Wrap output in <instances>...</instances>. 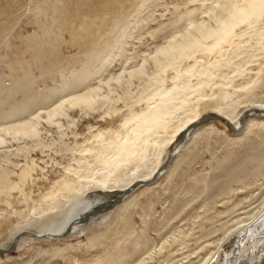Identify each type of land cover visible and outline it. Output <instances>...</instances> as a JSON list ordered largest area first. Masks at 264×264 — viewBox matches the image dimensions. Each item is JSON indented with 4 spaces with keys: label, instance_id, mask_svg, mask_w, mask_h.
I'll return each mask as SVG.
<instances>
[{
    "label": "rangeland",
    "instance_id": "rangeland-1",
    "mask_svg": "<svg viewBox=\"0 0 264 264\" xmlns=\"http://www.w3.org/2000/svg\"><path fill=\"white\" fill-rule=\"evenodd\" d=\"M215 1L206 0V3H204L203 0H61V2L60 0H0V89L11 88L15 90L16 87L13 88L12 86V79L17 80L20 77V80H22L26 78V83H24L25 91L18 92L14 100L11 98V101L26 102V104L31 105L33 101L41 99V96L48 92L49 89L60 85V78L63 74H59L58 70H64V73L69 74L72 66H74V69L80 68V64H75L74 62L79 53L77 47L63 45L62 62L58 63V66L52 71L56 75L55 81L49 79L52 73H48L46 74L48 78H43L45 82H42L41 68L39 66L43 64L44 67L42 68H48L46 66L48 61L45 57L46 61L41 62V52L36 51L37 54L33 50L34 42L39 39L32 40L38 33H41V4L44 7L48 6V8L53 5L56 6L53 10L52 8L49 9L50 15L55 12V16H51L56 19L61 17L62 22L66 19L68 20L70 16H75V14V17H77L81 11L97 14L99 18L91 16L93 20L95 18L94 23L96 24L93 26L95 28L92 27L93 30L97 27L102 28V25L105 26L106 24H108L106 26H110L114 21L112 19L114 12L119 11L120 17L117 29L121 27L124 33L121 31L120 34L122 33L123 38L126 37L123 39L117 35L118 38H113L115 33L118 34V32L114 31L109 34L111 33V26L103 29L104 32L109 31L107 35L109 34L117 42L120 41L121 45L115 51V56L112 53L113 56L109 55L106 57L108 60L107 66L101 71L104 75L102 76L100 72L99 76L96 75L94 77H97L96 80H98L93 81V84L98 82L97 85H103L102 88L105 91L108 87L112 88L111 83L115 81H111L108 86L103 84V82L110 79L112 75H118L122 72L124 62L127 61L126 68L130 70L129 68H132V66L136 67L141 63V59L151 56L157 46L166 42V36L171 34L172 30L177 31L185 28L188 19H193L187 17L192 16L189 15L190 11L194 13V18L198 22L207 20L209 16L206 13L207 9H210ZM220 1L225 2V0ZM185 18L188 19L185 21ZM263 20L264 16L259 22L261 25L258 24L256 27L249 28L252 29V33L256 28H258V31L263 29L264 36ZM104 21L107 22L102 24L101 22ZM76 25H79V22ZM259 32L262 33V30ZM250 34L245 35L247 39H244V37L243 39H237L233 46L227 48L225 57L232 58L231 68H223L218 76L220 81H233L231 83L233 88L231 89L236 88L235 90L247 84L251 79L253 80L254 77L258 84L256 85V91L255 89L253 91L252 98L260 101L258 102L260 104L264 102V74H260L258 79L257 73L259 65L264 62V56L262 55L264 54V47H262L264 38L262 36L263 39L259 38V35L262 34L258 35V32L257 36L255 33L252 38ZM64 35L66 41L69 42V35L66 33ZM96 37L93 40L95 44L92 47L90 46L92 49L95 48V45L97 47V43L102 38L101 33H96ZM256 38L257 40L255 41ZM86 39L85 42L90 41ZM247 40L249 42L245 43ZM258 40H263V43ZM241 43L242 45L238 47L237 44ZM85 45L87 46L88 44ZM85 45L84 48H86ZM243 45H246L245 48ZM257 45L261 47V52H258L259 48H256L258 47ZM87 47L90 48L89 46ZM236 55L237 57H234ZM258 55L262 57L259 58ZM213 56L215 57V55H206L203 58L206 62L208 60L211 61V59L213 61ZM62 66L67 68L63 69ZM152 67L153 65L148 68L149 71L155 70ZM236 68L245 69L243 70L245 73L243 77L233 73ZM224 72L226 73L223 74ZM68 76H71V74ZM108 76L109 78H107ZM137 81H133L132 85L134 86L125 83L128 85L127 87H125V84L121 87L116 82L117 85L113 84L116 88H112V91L117 89L118 93L115 92L121 96L128 92V95L131 94V98L134 97V102H136L140 98L135 96L139 97L140 94H143V91H138V89L144 90L140 86L142 82L139 84L142 80H139L136 86ZM110 88L105 92L102 90V92L104 94L109 93ZM217 90H214V92H217ZM1 94L3 93H0V98L5 97V94ZM39 95L41 96L39 97ZM113 95L114 92L113 94L111 93V96ZM118 96L115 94L111 97L115 100L111 101L112 104L116 105V101L121 97ZM128 97L126 98L124 95L123 98L122 96L121 98L125 99L124 102H126L117 101V105L114 106L116 109H111V103L104 107L97 106V109L90 110L92 113L75 109V112L71 111L70 113L69 111L67 115L57 117L53 123H49L46 120L45 110H37L36 114L39 115V144L27 138L17 141L12 140L10 136L7 137L8 140L6 139V142L0 145V170L8 168L7 170L13 173L10 175L11 181L15 183L18 180V174L23 169H31V178L26 182L27 185L25 184L23 187L25 196L21 197V193L12 192L13 197H11L13 200L11 197H7L14 204V208L24 210L22 202L25 198L26 200L37 198L39 191L42 193V191L52 186L54 182L65 180L69 175L67 169L81 168L84 171L83 168L88 164L95 163L94 157H90L85 150L100 147L94 138L96 133H104L105 137L109 134L114 136V133L121 131V123L126 117L144 108L143 102V104L139 101L134 103L132 102L133 99L130 100ZM245 97H242L244 104L242 103V108L240 107L237 110V115L240 116L241 122L245 121L247 123L250 113L254 117H259L261 111L249 106L250 103H246ZM127 103L128 105H126ZM107 106L111 107L109 111L114 112H106ZM105 107L106 109H104ZM4 110H8V105H0V113ZM212 115V112L207 110L201 122ZM69 118H71L70 121ZM256 122L259 121L253 119V123ZM252 125L253 127H249L244 133H239L237 130L231 129L224 119L208 120L199 128H193L188 131L184 139L181 137L182 139L180 138L173 145L169 150L170 158L168 156L169 159L165 163L164 174L162 173L163 175L150 182L151 189L147 188L145 184V186H140L130 193V196H126L127 198L117 201L113 208L103 214L96 211L94 218L89 224L83 229L77 230L71 236L68 234L69 236L62 235L47 239L43 236V238L35 237L34 235L39 233L37 230L30 231L32 233H25L21 238L24 239L23 243L17 244L15 250L8 251L9 253L5 251L11 249L14 241L6 239L7 232L12 230L15 222H12L13 219L11 218L8 219L9 210L3 207L4 205H1L5 197L0 195L2 197H0V218L2 220H0V264H112L110 261L112 257H118L123 253H128L129 255L130 259H125L128 262L127 264H131V262L134 264L136 259L144 255L148 249L153 246H159L167 238L172 243L174 238L180 239L185 233L186 235L188 234V238L181 240L177 248H183L182 251L176 253L175 251H172V253L166 252L155 256L156 259L150 260L149 263L203 264L207 257L216 256L210 264H224L225 257L231 251L232 243L236 236V234H233L229 238L226 234L230 230L232 231L238 222L247 220L250 218L249 215L253 217L264 209V128ZM90 141H93L94 144L93 142L89 144ZM7 144L9 147H7ZM261 157L263 160H261ZM90 159L91 161H89ZM35 163L38 166L37 168ZM40 170L43 172L45 170V172L41 174ZM44 185L45 187H43ZM246 186L248 187L243 189ZM36 187H38V190ZM228 191H231L230 195L225 196L224 193ZM95 194L97 195L94 198L92 197L93 200L102 198L101 194ZM217 196L219 198L216 199ZM214 199H216L214 201V211L206 214V208H204L205 210L203 209L202 203L211 204L210 202ZM4 209L8 211L5 212L7 215L3 212ZM2 213L6 216V221H4L5 216ZM179 213L180 215H178ZM205 217L210 219L214 217L215 220L210 221L208 218V221ZM60 218L61 216L55 217L56 220ZM53 220H48V222L52 223ZM255 229L258 232L257 236L261 235L263 239L254 244H252V241L247 242L246 248H254L253 252L247 251L246 257L241 256L242 258L238 261L239 264H248L249 262H251L250 264H264V229L260 228V226L258 227V225ZM45 230L46 228H41V232H45ZM205 234L210 236L208 235L207 238L202 239ZM119 238L122 241L118 246ZM237 247L235 246V248ZM246 248L244 251H246ZM252 249L250 250L252 251ZM235 257L236 254H234L233 258Z\"/></svg>",
    "mask_w": 264,
    "mask_h": 264
},
{
    "label": "bare ground",
    "instance_id": "bare-ground-1",
    "mask_svg": "<svg viewBox=\"0 0 264 264\" xmlns=\"http://www.w3.org/2000/svg\"><path fill=\"white\" fill-rule=\"evenodd\" d=\"M205 1L206 0H203L204 3H206ZM215 2L212 6L210 5L211 7L210 9H207L208 11L206 10L207 15H209L207 20L198 22L197 19L194 18V13L190 11L189 15L192 16L187 17L193 19L185 18V21L188 19V22H186V27L181 29L183 30L182 32L181 30H172L173 32L171 31L172 33L166 36V42L157 46L151 56L144 57L141 59V63H137L138 65L136 67L132 66V68H129L130 70H127L128 68H126L127 61L124 62L122 72L118 75H112L111 78L106 81L107 83L103 82V84H107L108 86V84L114 80L116 85L118 83L122 87L125 83L132 85L134 80H142L139 84L142 82V85L140 86H142L144 90L138 89V91H143V94H140L139 97H135L140 98L138 101L144 103V108L139 110V112H133L126 117L121 123V131L114 133V136L109 134L105 137V135H103L104 133H96L94 138L97 140V144L100 147L98 148L95 146L96 148H89L86 150L84 148L85 152L90 157H94L95 163L90 165L87 163L88 165L83 168L84 171L81 168L67 169L69 175L65 180L57 183L54 182L52 186L42 191V193L39 191L37 193V198H30L28 200L25 198L22 202L24 210H17L14 208V204L11 203L7 197H11L12 192L21 193V197L25 196L23 187L28 179L31 178V169H23L18 174V178L16 177L18 180L15 183L11 181L10 175L13 173L8 171V168L0 170V195L5 197L3 204L1 205H4L3 207L9 210L8 215L5 213L7 210L4 209L3 212L8 216V219L11 218L13 219L12 222H15L12 230L7 232L6 239L13 240L15 248L17 244L23 243L24 239L21 238L24 234L32 233L30 232L32 230L39 231L37 234L34 233V236L37 238L46 237L47 239H51L55 238V236H67L68 234L71 236L77 230H81L87 226V224H89L94 218L96 211L103 214L105 211L113 208L117 201L123 200L126 196H130V193L140 186H145L146 184L147 188L151 189L150 182L164 174L165 163H167L166 161L170 158L169 150L181 137H183L184 132H187L188 129L190 130V128L201 122L203 115L207 110L217 117H222L226 123H230L234 130H237L239 133H244L249 127H253L252 124H254V127L264 128V102L259 104L258 102L260 101H256L252 98L254 89L256 91L258 81L253 77V80L251 79L247 84L244 83L245 85L242 84L243 86L240 85L241 87L235 90L236 88L231 89L233 88V85H231L233 81H220L218 76L223 68H231L232 58L230 57L231 59H229L225 56L227 48L233 46L235 40L240 38L243 39V37L245 39V35L247 36V34L250 33V37L252 38V36H255L253 35L255 33L257 36V32L258 35L262 34L259 35V38H264L263 29H260L262 30V33L259 32L260 30L258 31V28H256L257 32L255 30L253 33L252 29H249L251 27L253 28V26H258V24L261 25L259 22L264 16V0H225V2L219 0L218 2ZM55 7L56 6L53 5L48 8V6L44 7L41 4V33H38L37 36L32 38L33 41L39 39L34 42L33 50L35 53L41 52V62L45 60V57L48 61V65H46L48 68H45L46 70L42 68L44 67L43 64L39 66L41 68V80L42 82H45L43 78H48L46 74L52 73L53 69L58 66L57 64L62 62L61 57L63 45L77 47L79 53L74 62L75 64L79 63L80 68L74 69V66H72L69 74L64 73V70H58L59 74H63L60 78V85H57L53 89H49L44 95H42L41 92L42 96L39 95V97L41 96V99L33 101L31 105L26 104V102L11 101L12 99L14 100V97L18 92L24 90L26 78L20 80L19 77L17 79L18 81L12 79V86L13 88L16 87L15 90L11 88L0 89V93H3L1 95L5 94V97L0 98V105H8V110H4L0 113V121H2V123H0V145L4 144L9 136L12 140L18 141L19 139L27 138L39 144V115L36 114L37 110H45L46 120L49 123H53L57 117L67 115L69 111L71 113V111L73 112L75 109L84 112L95 110L97 109V106L104 107L108 103H111V101L114 100L111 97L115 94L119 95L118 97L121 96L120 94H117V89H114L117 93L112 91V88H116V86L113 85L114 83H111L113 86L112 88H107L104 85L107 89L110 88V91L108 90L109 93L106 94L102 92L103 85H97L98 82L93 84V81L97 78L94 77L96 75L99 76L100 72L107 66L108 60L106 57L112 55V53H114L115 56V51L120 48L121 42H117L115 39L116 42L113 40L117 35H119V38L120 36L122 37L121 34L124 33L121 27L117 29L120 17L119 11L114 12L112 17L114 21L110 24L111 27L106 26L108 25L106 24L105 26L102 25V28L96 26L97 28L93 30V28H95L93 26L96 25L94 20L95 18H99L97 14L81 11L77 15V17L80 16V18L77 19L75 14V16H70V21L69 19H66L62 22L61 17H58V20L51 16H55V12H52L50 15L51 12H49V9L52 8L53 10ZM91 16L95 17L94 20ZM78 22L79 25H76ZM106 22L107 21L101 23L103 24ZM62 23L64 24L61 25ZM106 27L111 28V33L109 34H112L114 31H117L118 34L115 33L113 38H111L109 34L107 35L109 31H105V33L103 30ZM121 31L122 33L120 34ZM65 33L69 35V42H67L64 37ZM96 33H101L102 38L97 43V47L95 45V48L92 49V45L95 44L93 40L96 37ZM86 38L90 41L85 42ZM256 40L257 38L255 41ZM263 40L258 41L263 43ZM249 41L247 40L245 43H248ZM85 44H88L87 46L91 47L88 48ZM84 45L86 48H84ZM237 45L239 47L242 43ZM245 46L243 45L244 48ZM262 47H264V45ZM251 48L253 49V47ZM256 48H259L258 52H261L260 46ZM206 55H215V57H212V62L209 60L206 62L203 58L204 56L206 57ZM260 55H258L259 58L262 57ZM262 55L264 56V54ZM234 57H237V55ZM151 64L155 69L153 70V67L150 68L153 71H149L148 69L152 66ZM66 68L63 67V69ZM243 70L241 68H236L233 70V73L243 77V74H245ZM53 73L52 75L50 74L51 77L49 79L55 81L56 75ZM225 73L226 72L223 74ZM70 74L71 76H68ZM257 74L258 79L260 74H264V62L259 65ZM103 75L104 74L102 73V76ZM107 78H109V76ZM138 81L137 84H135L136 86L138 85ZM127 86L128 85L125 87ZM216 89H218L217 92H214ZM113 92L114 95L111 96V93L113 94ZM124 95L126 98L129 96L128 98H130V100L133 99L132 102H134V97L131 98V94L128 95V92H126ZM124 95H122L123 98ZM121 97L118 98V102H124L125 99L123 100ZM242 97L246 98V103L249 102V106L253 109L261 111L259 117H254L252 113H248L250 118H247V123L245 121L241 122L240 116L237 115V110L244 102ZM138 101L136 100L134 103H138ZM121 104L123 105V103ZM116 105L111 103L112 108H110L113 109ZM126 105H128V103ZM107 107L108 109L106 112H114H111V110L109 111L110 108L109 106ZM104 109H106V107ZM90 112L92 113V111ZM70 119L71 118H69V121ZM253 119L258 120L259 122L253 123ZM243 123L245 124L244 126ZM185 135L183 139L185 138ZM92 142L90 141L89 144H92ZM7 147H9L8 144ZM45 150H43V152H45ZM2 154L4 155V153ZM261 160H263V158ZM89 161H91V159ZM37 167L38 166L36 165V168ZM40 172L42 174L43 171L40 170ZM34 179L36 178L34 177ZM43 187H45V185ZM247 187L248 186L243 187V189ZM36 188L38 190V187ZM95 193L101 194L102 198L99 200H93L97 195ZM230 193L231 191H228L224 194L225 196H229ZM219 196H221V194H219ZM217 198L219 197L217 196L216 199ZM216 199L212 200L210 202L211 204L206 202L202 203L203 209L206 208V214L214 211V201ZM4 213H2L3 216H5ZM178 215H180V213ZM57 216H61V218L56 220L55 217ZM209 217L205 218L208 220ZM249 217V219L238 223L236 220V227L226 234L229 238L232 237L233 234H236V236L232 243L231 251L225 257L224 264H239L238 261L242 258L241 256L246 257L247 251L253 252L254 248L252 249L249 247L252 251L246 248L247 242L252 241V244H254L259 240L262 241L263 236H257L258 232L256 230L258 228H255L258 225V227L260 226V228L262 227L264 229V209L253 217L250 215ZM211 218L212 219L209 218L210 221L214 219V217ZM4 219V221H6V216ZM51 219H54L53 222H48V220ZM41 228H46L45 232H41ZM208 235L209 234H205L202 239L207 238ZM228 237L227 239H229ZM181 238H174L172 243H170L167 238L159 246H153L148 249L144 255L137 258L135 262L133 261L134 264H150L149 261L155 260V256L162 255L166 252L172 253V251H175L176 253L182 251L183 248L181 249V247L180 249H177L179 247L178 243L184 238H188V234L186 235L185 233ZM121 241V238H119L117 243L118 246ZM235 246L239 247L235 248ZM15 248L13 250H15ZM245 248L246 251H244ZM8 251L9 249L5 252L9 253ZM234 254H236L235 258H233ZM214 257L216 256L207 257L203 264H210L213 262ZM126 258H129L128 253H123L118 257L113 256L110 261L112 264H127L128 262L125 261ZM250 263L251 262L248 264Z\"/></svg>",
    "mask_w": 264,
    "mask_h": 264
},
{
    "label": "water",
    "instance_id": "water-1",
    "mask_svg": "<svg viewBox=\"0 0 264 264\" xmlns=\"http://www.w3.org/2000/svg\"><path fill=\"white\" fill-rule=\"evenodd\" d=\"M219 120V119H223L222 117H217V116H215V115H212V116H210L209 118H206L205 120H203L202 122H200L199 124H197L196 126H193L192 128H190V130L188 129L187 130V132L188 131H191V129H195V128H197V127H199V126H202V125H204L208 120ZM227 124H229V127L231 128V129H233L234 130V128L231 126V124L230 123H227ZM245 124L243 123V126H244ZM187 132H184V134H183V137H184V135L187 133ZM182 137V138H183ZM141 185V184H140ZM143 185V184H142ZM239 247V246H238ZM15 248V245H13L12 247H11V249L9 250V251H11V250H13Z\"/></svg>",
    "mask_w": 264,
    "mask_h": 264
}]
</instances>
